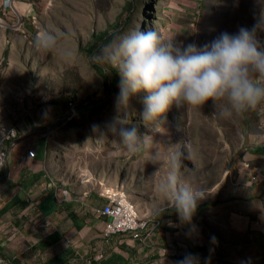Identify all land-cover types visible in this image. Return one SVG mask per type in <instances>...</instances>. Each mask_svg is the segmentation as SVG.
Returning a JSON list of instances; mask_svg holds the SVG:
<instances>
[{
  "label": "rangeland",
  "instance_id": "rangeland-1",
  "mask_svg": "<svg viewBox=\"0 0 264 264\" xmlns=\"http://www.w3.org/2000/svg\"><path fill=\"white\" fill-rule=\"evenodd\" d=\"M1 1L0 20L5 23H0V164L5 162L9 146L6 130L17 126L18 132L19 124L26 125L23 119H47L59 108L67 112V119L50 136L54 137L58 182L76 194L86 189L96 192L93 213L105 202L103 187L113 186L123 189L137 204L140 218L152 216L160 201L158 185L170 171L167 154L185 142L191 158L182 161L180 179L207 191L193 216L200 232L214 235L218 243H232L223 238L224 232H228V239L238 236L231 231L230 214L248 206L264 211V157L253 150L264 142V103L259 109L255 106L228 117L217 115L225 101H218L215 109L211 101L179 108L173 104L165 114L164 131L154 137L162 158L158 165H152L146 161L147 151L130 153L116 138L93 132V125L102 128L115 115L119 91L108 95L94 64L105 66L111 77L119 75L97 60L98 50L90 54L86 47L93 34L108 27L119 32L155 30L164 40L199 47L222 31L231 33L239 26H250L253 0H26L28 10L22 11L15 4L5 13ZM258 2L264 8V0ZM43 31L57 34L56 48H34V37ZM62 50L71 55L62 56ZM143 95L131 99L130 110L136 113L133 120L139 119ZM80 99L93 107L103 106L87 124L81 122L77 111L68 119L69 101L75 107ZM140 131L147 129L141 124ZM206 202L214 206L201 209ZM168 217L176 221L171 218L176 217L174 212L162 218Z\"/></svg>",
  "mask_w": 264,
  "mask_h": 264
},
{
  "label": "clouds",
  "instance_id": "clouds-1",
  "mask_svg": "<svg viewBox=\"0 0 264 264\" xmlns=\"http://www.w3.org/2000/svg\"><path fill=\"white\" fill-rule=\"evenodd\" d=\"M252 17L250 26H239L231 33L222 31L199 47L195 43L164 40L155 30L113 34L98 49L96 58L119 75L115 115L102 128L93 125V132L116 138L130 153L147 151V163L158 165L162 155L154 137L164 131L165 114L173 104L179 108L211 101L215 109L218 101H225L217 113L222 117L254 108L264 100V8L258 0H253ZM57 40V34L43 31L34 37L33 46L37 51H48L57 47ZM60 54L70 56L71 52L62 50ZM139 93H144L140 100L142 109L139 119L133 120L136 113L130 110V102ZM141 124L147 131H140ZM190 158L187 142L167 154L170 171L158 185L160 201L152 209L159 219L174 212L177 219L169 220L168 225L185 228L188 238L198 234L193 216L207 193L204 186L195 187L180 179L182 161ZM209 242L215 245L216 237L210 236ZM213 250L210 247L208 251ZM203 260L210 264L211 256ZM174 264H201V257L186 252Z\"/></svg>",
  "mask_w": 264,
  "mask_h": 264
},
{
  "label": "crops",
  "instance_id": "crops-1",
  "mask_svg": "<svg viewBox=\"0 0 264 264\" xmlns=\"http://www.w3.org/2000/svg\"><path fill=\"white\" fill-rule=\"evenodd\" d=\"M25 2L15 0L12 8L16 4L26 11ZM66 119L67 112L59 108L47 119H23L26 125L19 124L17 137L9 140L0 164V256L9 264H174L186 252L198 253L201 264L209 255L210 264H264V211L251 206L230 214L231 231L238 236L228 239L224 232L223 238L232 243L210 245L199 227L188 238L185 228L168 225L169 217L145 243L130 233L106 238L104 220L91 209L97 193L86 189L76 194L58 182L50 136ZM31 148L34 157L27 155Z\"/></svg>",
  "mask_w": 264,
  "mask_h": 264
},
{
  "label": "built area",
  "instance_id": "built-area-1",
  "mask_svg": "<svg viewBox=\"0 0 264 264\" xmlns=\"http://www.w3.org/2000/svg\"><path fill=\"white\" fill-rule=\"evenodd\" d=\"M3 1L1 9L5 13L7 9H12L15 0ZM22 26L23 23L21 22L19 27ZM73 105V101H69L68 119H71L75 114L76 108ZM5 132V138L12 140L17 137V126L9 128ZM35 154L36 150L32 148L27 152L29 157H34ZM101 196L105 198V202L100 207L94 208L93 211L97 218L104 220L103 234L106 238H112L120 233H130L145 243L162 224V221L154 215L145 219L140 218L137 204L127 196L125 191L118 187L104 186L101 190Z\"/></svg>",
  "mask_w": 264,
  "mask_h": 264
},
{
  "label": "trees",
  "instance_id": "trees-1",
  "mask_svg": "<svg viewBox=\"0 0 264 264\" xmlns=\"http://www.w3.org/2000/svg\"><path fill=\"white\" fill-rule=\"evenodd\" d=\"M130 4L131 3H129V5ZM116 30L117 29H114L113 27L112 28L108 27L107 29H105L102 32H98V33L93 34L92 38H91L92 41L90 40L86 45L87 52L90 54L95 53L98 50V47H99L101 42H103V44L107 43V41L111 38V36L113 34L119 32ZM112 32H114V33H112ZM94 67L97 69V71L100 73L101 77L103 78V83H104L103 85L106 89V92L109 91L108 95H110V96L113 95L118 89V82H119L118 76L117 75H114L113 77L109 76L106 67L103 65H100L99 63H95ZM108 69L111 70L110 66H108ZM112 71H114L116 74L115 69H112ZM78 102H79L78 105H80V106L76 105L75 107L77 109L76 110L77 113L79 112L82 116L81 122L83 124H87L96 115V113H98L99 110H101L103 108V106L100 104H96L95 107H93V103L85 104L86 100L80 99ZM71 119H69V120H71ZM69 120H68V122H69ZM253 150H254V153H256V154L259 153V154H262L264 156V142H263V144H259L256 147H254ZM209 206H214V205H212L211 202H206V203L201 204V209H204V208L206 209ZM162 219L163 218H160L161 221H162Z\"/></svg>",
  "mask_w": 264,
  "mask_h": 264
},
{
  "label": "water",
  "instance_id": "water-1",
  "mask_svg": "<svg viewBox=\"0 0 264 264\" xmlns=\"http://www.w3.org/2000/svg\"><path fill=\"white\" fill-rule=\"evenodd\" d=\"M0 264H8V263L5 262L2 258H0Z\"/></svg>",
  "mask_w": 264,
  "mask_h": 264
},
{
  "label": "bare ground",
  "instance_id": "bare-ground-1",
  "mask_svg": "<svg viewBox=\"0 0 264 264\" xmlns=\"http://www.w3.org/2000/svg\"><path fill=\"white\" fill-rule=\"evenodd\" d=\"M0 23L2 24V23H5L3 20H0ZM123 190V189H122Z\"/></svg>",
  "mask_w": 264,
  "mask_h": 264
}]
</instances>
